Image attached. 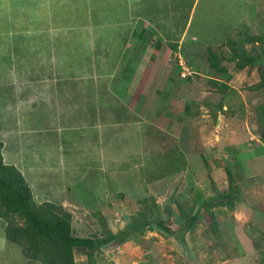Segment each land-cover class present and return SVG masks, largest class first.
Segmentation results:
<instances>
[{
    "label": "rangeland",
    "instance_id": "obj_1",
    "mask_svg": "<svg viewBox=\"0 0 264 264\" xmlns=\"http://www.w3.org/2000/svg\"><path fill=\"white\" fill-rule=\"evenodd\" d=\"M263 77L264 0H0L4 161L117 235L77 264H264Z\"/></svg>",
    "mask_w": 264,
    "mask_h": 264
},
{
    "label": "trees",
    "instance_id": "obj_2",
    "mask_svg": "<svg viewBox=\"0 0 264 264\" xmlns=\"http://www.w3.org/2000/svg\"><path fill=\"white\" fill-rule=\"evenodd\" d=\"M248 41L263 39L258 36H249ZM237 42L233 41V49ZM228 57V60L242 65L254 66L258 60L238 49ZM209 65L211 69L219 72H226V65H222L221 58L217 53L209 52ZM258 88L264 87V77ZM262 136L264 138V107L260 114ZM4 143L0 140V218L4 219L6 237L21 245L26 257L40 260L43 264H77L74 257V250L81 248L89 257H92V250L99 249L103 244L113 241L117 235L112 233L106 238L90 236H77L73 233L72 214L64 211L54 203L42 202L38 204L32 194V190L20 169L14 164L5 163L2 149ZM231 177L230 169L227 170ZM235 193L229 189L219 196L232 197ZM206 203V202H205ZM215 216V215H214ZM192 216L191 220H195ZM158 223L165 227L162 219L158 217ZM214 233L218 231V225L213 218ZM137 224V225H136ZM135 231L152 227L153 221H136ZM190 228L189 226H187ZM167 228V227H165Z\"/></svg>",
    "mask_w": 264,
    "mask_h": 264
},
{
    "label": "crops",
    "instance_id": "obj_3",
    "mask_svg": "<svg viewBox=\"0 0 264 264\" xmlns=\"http://www.w3.org/2000/svg\"><path fill=\"white\" fill-rule=\"evenodd\" d=\"M256 152L257 153L254 154V157L257 154L259 155L261 153H262L261 156L263 155V157H262L263 160L260 163L261 166H256V168H260V170H262V168H264V147H258L256 149ZM249 160H251V159H248V161ZM249 171H251V173H253L255 170H251V168H249ZM116 176H119L121 178H125L124 177L125 175H123V174H116ZM2 229H0V264H43L40 260L31 259V258L26 257L23 253V249H22L21 245H19L16 242L9 240L7 237L5 238L3 232H1ZM2 245L11 247L10 252L6 253L7 250L4 251ZM9 260H11V261H9Z\"/></svg>",
    "mask_w": 264,
    "mask_h": 264
}]
</instances>
